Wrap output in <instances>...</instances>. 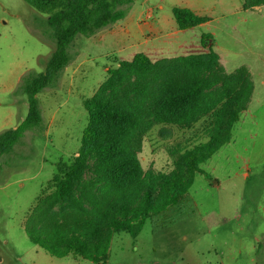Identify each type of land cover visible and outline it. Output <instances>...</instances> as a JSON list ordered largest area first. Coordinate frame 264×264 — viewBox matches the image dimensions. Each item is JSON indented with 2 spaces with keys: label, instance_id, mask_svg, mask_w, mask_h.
<instances>
[{
  "label": "rangeland",
  "instance_id": "374dc122",
  "mask_svg": "<svg viewBox=\"0 0 264 264\" xmlns=\"http://www.w3.org/2000/svg\"><path fill=\"white\" fill-rule=\"evenodd\" d=\"M174 7H188L210 21L170 37ZM126 8V16L150 9L153 17L148 21L163 22L162 32L150 35L149 45H144L160 48L161 58L182 55L174 44L199 43L205 35L229 60L228 72L240 66L264 68V7L259 13L244 12L243 0H132ZM47 17L24 0H0V133L16 128L27 116L21 80L43 72L55 50ZM99 34L77 36L70 65L37 95L41 125L0 156V264H96L49 255L31 242L24 224L37 198L47 192L55 164L77 155L88 120L83 100L95 94L107 67L115 65L109 49L98 42ZM226 45L241 54L228 58L220 50ZM136 50L141 53L143 46ZM252 72L257 96L264 99V86ZM252 113L234 125L231 143L201 164L206 175H196L183 204L148 219L136 238L115 234L108 258L100 264H264V157L243 178L247 157L259 150L264 155V110L258 114L260 123ZM159 129L144 140L138 155L144 171H163L172 163L166 147L174 144L176 132L163 140Z\"/></svg>",
  "mask_w": 264,
  "mask_h": 264
},
{
  "label": "trees",
  "instance_id": "16d2710c",
  "mask_svg": "<svg viewBox=\"0 0 264 264\" xmlns=\"http://www.w3.org/2000/svg\"><path fill=\"white\" fill-rule=\"evenodd\" d=\"M24 1L48 15L55 50L43 72L23 76L28 114L19 126L0 133V156L41 125L37 95L70 65L77 36L111 28L126 17V5L132 3ZM261 5L264 0H243L244 9ZM173 16L181 30L210 20L184 7H174ZM253 89L246 67L227 74L212 49L158 61L137 53L108 68L95 94L83 100L88 120L77 155L55 164L47 192L28 213L24 230L31 242L56 258L105 262L115 234L136 238L148 219L189 198L196 174H204L201 164L230 142ZM155 128L163 140L176 132L174 144L166 147L172 163L163 171H144L138 155Z\"/></svg>",
  "mask_w": 264,
  "mask_h": 264
},
{
  "label": "crops",
  "instance_id": "0c3cea01",
  "mask_svg": "<svg viewBox=\"0 0 264 264\" xmlns=\"http://www.w3.org/2000/svg\"><path fill=\"white\" fill-rule=\"evenodd\" d=\"M263 7H264V5H261L259 7H255L252 9H244L243 8V10H244V12L254 10V11H258L259 13H261V10ZM184 8H188V7H184ZM160 9H163L162 5L160 6ZM192 11L194 13H196L194 10H192ZM197 15L205 16V15H201V14H197ZM152 17L153 16H152L150 9H146L143 11H135L132 13L131 16H130V11H129L128 15L123 20H120L119 22L114 24L111 28L103 30L100 32V34L98 36V42L101 45H103L105 48L109 49V52H107V55H109V56L111 55L116 60L114 62L115 65H113V66L110 65V67L118 66V62L120 60L131 61L137 53H140L136 50L140 46H143V51L141 53L148 56L152 61H158L161 59H165L164 57L161 58L162 50L160 48H156V47L150 48L149 46L145 48V46H144L145 44L149 45V39L148 38L150 35L156 36V34L162 32L163 27H164L163 22L160 20L156 21V20L152 19L151 22L148 21ZM205 17H208V16H205ZM209 21L202 23L198 26H203L206 23H208ZM198 26H195L193 28H196ZM193 28H190V29H193ZM169 29L172 30L170 37L178 36V35L186 32L187 30H189V29L181 30L178 28L177 24H171ZM234 44H237V43L235 42ZM215 45H216V43L214 41H211L210 36L204 35L203 40L199 43L197 42V43H189L188 44L186 42H179L178 44H174L172 47L176 50V52H183L182 55H180V56L207 54L212 49L218 55L220 64L224 68V70L227 74H231V73L235 72L240 67H246V66H240V67L234 69L233 71L228 72L227 71V65L230 64V63H228L229 60L226 57L223 58L222 53L220 54V51L218 49H216ZM220 50L228 58L230 57V55H235V54L240 55L241 54L240 51L236 52L232 48H230V46H228V45H226L223 48H220ZM172 58H174V57H172ZM107 68H109V66ZM259 68L255 67V70L254 69L252 70V68L250 69V67L247 68L251 74L252 81L254 84V89H253V93H252V96H251V99H250V102L248 104L247 109L244 110L243 112H241L239 120L236 123H238L240 121L241 116H242V121H243V117L246 118V116L249 112L252 113L253 110L250 106L254 102L256 103L254 107L257 110L254 113H252L251 116L253 118H255L258 123H260L258 114L260 111L264 110V99L257 96L260 93V91L257 92V87L255 84V81L253 78L254 76H253V72H252V71H254L257 73V75L260 79L261 86H264V68H261L260 66H259ZM232 130H233V128H232ZM232 138H233V136L231 137V140H232ZM231 140L229 143H227V145L231 143ZM256 144H257V140H255V142L253 143V146ZM220 150H221V148L216 153H218ZM263 157H264V155L260 150L253 152L251 155H249L247 157V160L245 161L246 166H245V170H244V174H243L244 179H248L250 177V171L252 170L253 165H255L256 163H258V164L261 163L263 160ZM206 162H208V160ZM203 172H204V174H202V175H206V172L204 170H203ZM199 174H201V173H199ZM194 180H195V178H194ZM215 185H218V181H215ZM249 250H250V254H251L252 251L254 250L253 245L250 247ZM251 259H252V262H254V259L253 258H251ZM0 263H1V260H0Z\"/></svg>",
  "mask_w": 264,
  "mask_h": 264
}]
</instances>
